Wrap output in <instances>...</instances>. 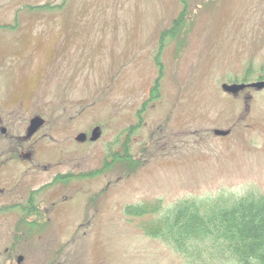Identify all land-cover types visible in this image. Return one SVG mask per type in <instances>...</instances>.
<instances>
[{
	"label": "rangeland",
	"instance_id": "obj_1",
	"mask_svg": "<svg viewBox=\"0 0 264 264\" xmlns=\"http://www.w3.org/2000/svg\"><path fill=\"white\" fill-rule=\"evenodd\" d=\"M182 1L0 0V52L14 54L0 62V97L17 87L14 79L28 82L23 67L29 77L47 75L34 100L48 121L32 162L41 168L21 165L25 188L58 172L101 169L126 127H139L129 146L144 161L131 176L116 168L45 192L52 219L27 255L30 264H191L147 236L143 224L155 220L128 216V205L161 201L167 210L187 199L264 195V89H222L264 81V0H190L179 36L164 37ZM55 42L57 60L48 66ZM34 50L32 62L17 57ZM70 78L74 89L66 88ZM19 98L31 105V97ZM15 112L12 125L22 135L31 116ZM95 125L103 129L99 141H74ZM217 129L230 136L216 137Z\"/></svg>",
	"mask_w": 264,
	"mask_h": 264
},
{
	"label": "trees",
	"instance_id": "obj_2",
	"mask_svg": "<svg viewBox=\"0 0 264 264\" xmlns=\"http://www.w3.org/2000/svg\"><path fill=\"white\" fill-rule=\"evenodd\" d=\"M189 1H182L183 12L164 37L169 35L173 39L179 36L181 31L178 29L184 27L189 17ZM132 127L125 131L129 136L139 128ZM126 146L125 138L114 162L109 154L104 170L111 171L118 163L131 176L144 164L142 158L134 160ZM143 155L144 158L145 153ZM161 206V201L128 205L126 213L155 220L143 224L146 235L167 243L189 263L264 264V195L248 193L240 199L220 196L197 202L187 199L167 210Z\"/></svg>",
	"mask_w": 264,
	"mask_h": 264
},
{
	"label": "flooded vegetation",
	"instance_id": "obj_3",
	"mask_svg": "<svg viewBox=\"0 0 264 264\" xmlns=\"http://www.w3.org/2000/svg\"><path fill=\"white\" fill-rule=\"evenodd\" d=\"M43 39L48 40L43 35ZM37 48V47H36ZM35 48V49H36ZM48 58L49 63L48 66L53 64L54 60H57V45L56 42L52 45L51 49H48ZM5 52V51H3ZM39 52L34 50L29 53L27 52H19V55L25 56L26 60L31 58V62L34 61L33 57H38ZM1 61H5L7 58L13 57L14 54L11 52H0ZM3 58V60H2ZM24 61V60H23ZM29 61V60H28ZM27 62V61H25ZM38 62V60H37ZM3 65V64H2ZM1 66V65H0ZM47 66V68H48ZM23 67L19 73L24 71V75L27 76L28 82L24 85L18 84V79H14L17 83V87L13 89L8 88V93L6 97H0V109L1 107L5 108L8 111V115L4 116L0 110V264H24L28 261L30 264V260H28V256L30 253L35 251L36 243L40 241L44 237V233L46 232V228L49 226V221L52 218H49V212L52 211L51 209L44 208V200L41 196L52 187H59L62 186L63 188H68L69 184L74 180H84V181H92L96 177H102L106 174L111 173L108 170H104V166L101 169H97L92 173H81V174H73L69 172V174L58 172L57 175H54V180L43 186L39 187L36 183V180L31 179L29 184L25 188V184L22 178V175H18L19 168L21 165H25V163H30V165L34 166L30 171L35 172L36 169H40L41 167L38 164H32L34 158L37 157L36 150H37V143L38 139L41 137L40 135L44 132L45 127L48 121L44 118V108L40 109L41 107H37L34 104L35 96L38 93H41L42 83L43 80L46 79L47 75L46 72L42 73L40 76L36 78H32V75L29 77L28 74H31V70L27 72ZM46 68V70H47ZM26 71V72H25ZM20 77V76H19ZM60 81V92L65 88L62 83H64V79ZM69 87L74 89V78H70L68 80ZM66 90V89H65ZM29 96V100L31 101V105L28 107L24 106L23 100L25 98H19L20 96ZM41 95V94H40ZM19 99V100H16ZM33 99V100H32ZM40 100L42 103L44 101V97L41 96ZM92 106V105H91ZM66 109V108H64ZM16 111V112H15ZM21 114V112H27L30 114L29 122L24 128V133L21 135L14 126L12 125L14 121H12L13 117L12 114ZM40 118L43 121V125L37 128V130H33V133L30 132V126L33 122V119ZM95 129H100V137L97 139L99 141L102 137L103 129L101 126L95 125L91 128V131L80 132V134L86 135V140L83 142L77 141V138H74V141L78 142L79 144H88L89 142H96L92 141L93 132ZM124 130L122 133L124 139L126 137L127 142V151L130 152V156L132 157L131 150L128 149L129 142L133 141L131 136H129ZM125 133V135H124ZM122 136V135H121ZM117 141V139H116ZM115 141V142H116ZM2 142L5 144L7 143L10 146V150H3L1 146ZM112 146V145H111ZM109 148V154L111 161L114 162L117 155L120 153L119 150H112L111 147ZM144 149V148H143ZM38 151V150H37ZM109 157L106 156L104 158L103 163ZM139 160L141 158H138ZM107 162V161H106ZM60 164V163H59ZM58 164V166H59ZM105 164V163H104ZM27 166V165H25ZM50 165H45L42 168L44 170L49 169ZM120 169V167L115 165L111 171L114 172L115 169ZM38 169V170H39ZM48 171V170H47ZM93 178L91 180H87L86 178ZM120 180V179H119ZM109 185L111 184L108 182ZM36 187V188H35ZM28 190V192H26ZM28 193V194H26ZM44 198V197H43ZM90 201V200H89ZM56 206V205H54ZM37 241V242H36ZM32 244V247H30ZM21 254V255H20ZM56 254V253H55ZM20 255V256H19ZM47 256L50 254L46 253ZM60 253H58V256ZM44 258V257H43ZM62 257H60L61 259ZM59 261H50L45 264H60ZM61 262V261H60ZM62 264V263H61Z\"/></svg>",
	"mask_w": 264,
	"mask_h": 264
},
{
	"label": "water",
	"instance_id": "obj_4",
	"mask_svg": "<svg viewBox=\"0 0 264 264\" xmlns=\"http://www.w3.org/2000/svg\"><path fill=\"white\" fill-rule=\"evenodd\" d=\"M256 88L258 90L264 89V81L258 82V83H250V85H245V84H238V85H223L222 89H224V91L227 93H231V94H237L239 91L241 90H245L247 88ZM43 125V121L40 120V118H35L33 119V122L30 126V132L33 133V130H37V128H39L40 126ZM100 129H95V131L93 132V136H92V141H97V139L100 137V133H99ZM230 132H226V131H222V130H217L215 131V135H221L224 137L229 136ZM86 135L81 134L79 135V137L77 138V141L79 142H83L84 140H86Z\"/></svg>",
	"mask_w": 264,
	"mask_h": 264
},
{
	"label": "bare ground",
	"instance_id": "obj_5",
	"mask_svg": "<svg viewBox=\"0 0 264 264\" xmlns=\"http://www.w3.org/2000/svg\"><path fill=\"white\" fill-rule=\"evenodd\" d=\"M224 85H227V84H224ZM228 85H230V84H228ZM232 85H235V84H232ZM226 93V92H225ZM228 93V92H227ZM226 93V94H227ZM228 94H231V93H228ZM218 130V129H217ZM222 131H224V130H222ZM226 132H230L231 133V130H229V131H226ZM230 133H229V136H230ZM214 135H215V131H214ZM216 137H222V138H228L229 136H227V137H224V136H221V135H215Z\"/></svg>",
	"mask_w": 264,
	"mask_h": 264
}]
</instances>
